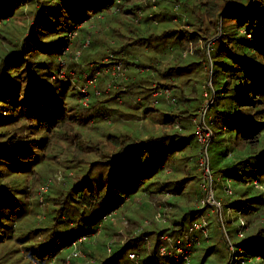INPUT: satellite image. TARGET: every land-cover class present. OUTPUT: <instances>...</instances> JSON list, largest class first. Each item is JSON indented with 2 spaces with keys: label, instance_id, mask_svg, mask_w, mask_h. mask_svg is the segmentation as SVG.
<instances>
[{
  "label": "trees",
  "instance_id": "1",
  "mask_svg": "<svg viewBox=\"0 0 264 264\" xmlns=\"http://www.w3.org/2000/svg\"><path fill=\"white\" fill-rule=\"evenodd\" d=\"M169 2L173 12L164 10L161 15H142L136 20V11L146 9L150 0H40L36 4L20 43L0 57V244L13 240L18 222L27 215L33 196L28 178L39 170L47 172L48 158L55 160L58 157L55 148L57 151L60 148L58 143L63 142L66 149H73L67 162H78L77 172L82 174L68 181L69 176L66 182H62L57 190L60 196L49 198L53 201H62L67 187V197L81 208L102 206L99 219L106 221L104 217L117 211L127 199L135 203L140 197H152L160 191H170L174 195L173 202H169L174 209L170 225L152 220L151 224L141 228L139 236L121 243L118 231L122 224L118 220L120 226L113 227L110 232L111 242L106 250L109 254L97 264H134L127 256L129 252L140 255V264H177L159 255L160 237L182 238L189 226L212 208L203 203L204 192L199 184L201 173L196 172L200 143L194 124L201 104L198 91L201 79L208 77V72L203 69L207 67V61L199 48L192 56L183 54L189 43L196 44L199 39L207 41L215 35L218 17L221 33L209 46L213 97L205 110L204 123H201L210 132L206 153L211 188L225 216L224 231L234 256L231 264H264V145L259 144L264 138V0H252L251 3L249 0ZM24 3L31 4L32 0H0V24L9 20ZM229 3L233 6L227 8ZM174 7L179 13L186 14L189 26L195 29L191 32L163 29L161 34L155 35L148 27L142 28L141 24L151 19L155 24L161 20L173 22L176 16ZM85 22L93 24L94 29L84 25ZM81 23L83 25L71 43L69 33ZM97 27L106 29L97 31ZM210 30L214 31L211 36L202 34ZM171 34L173 39L165 42ZM87 39L90 43L84 50L103 48L98 54L100 60L109 52L113 53L124 63L125 71L130 65L133 47L142 48V45L144 49L156 51V56L148 57L153 71L148 80L138 82L135 77L133 81L129 77L124 86L125 93L135 87L146 92L145 100L135 98L134 104H139L135 107L146 104L136 119L158 113L153 103V91L160 88L171 90L167 96L171 109L162 114L161 132L145 135L144 129L142 137L136 135L132 138L106 136L101 131L103 138L97 142L99 145L104 142L113 152L102 154L94 162L83 157L88 158L89 146L96 142L87 129L96 117L95 112L106 103L108 106L110 103L128 108L133 106L118 102L121 91H115L112 96L105 94L102 100L87 105H81L79 101V105L67 104L66 91L71 84L50 77L57 74L60 58L66 60L72 56ZM0 45H4L3 42ZM67 47L69 51L64 56ZM104 49H107L105 54ZM84 50L81 61L93 60L92 54H84ZM195 57H202L204 66ZM78 67L74 61H68L66 70L78 71ZM201 73L200 80L195 79L194 75ZM176 79L182 83L175 84ZM78 93L75 98L80 100L83 95ZM157 98L163 101L164 95ZM74 107H81L88 115L83 116ZM115 110L107 107V112ZM125 118L131 119L128 114ZM177 123L181 130L172 126ZM83 128L87 131L82 132ZM179 153H182L183 165L189 175L175 178L179 171L174 168V160ZM95 169L100 172L91 178L89 174ZM167 169L174 172L166 175ZM195 183L198 190L191 192ZM227 188L230 194H227ZM137 209L127 218L131 226L138 224L139 227L155 208L142 201ZM210 220L215 223V218ZM85 235L87 233L66 239L60 248L52 251L43 242L36 246L40 255H33L40 262L51 261L72 242L81 238L85 240ZM146 239L150 240V248ZM84 243L89 258L80 264H87L96 252L94 247L87 248L88 243ZM222 248L223 252H220L209 241H204L193 249L194 252L199 250V255L201 251L198 263H192L191 259L190 264H227L230 253L225 246ZM7 254L9 250L0 252V264ZM78 259H73L72 264ZM60 260L64 261L63 256Z\"/></svg>",
  "mask_w": 264,
  "mask_h": 264
},
{
  "label": "rangeland",
  "instance_id": "2",
  "mask_svg": "<svg viewBox=\"0 0 264 264\" xmlns=\"http://www.w3.org/2000/svg\"><path fill=\"white\" fill-rule=\"evenodd\" d=\"M143 0H136V2H141ZM148 3V7L146 9H138L136 11V18H140L142 15L144 17L152 16L153 14L160 13L163 14V11L170 12L173 10L171 9V4L169 0H158V3L151 2ZM252 0H249V3H251ZM40 0H32V3H24V5L15 11V13L10 16L9 20H6L3 24H0V43L3 42L4 45H0V57L2 58L5 53H8L9 50L13 49L16 44L20 43V39L24 33H26L27 26L29 25L34 7L36 4H38ZM248 3V4H249ZM174 12L176 14L173 22L170 20H161L159 21V24L156 21V24L154 22V19H151L150 21H144L141 26L143 29L145 27H148L152 33L161 34L162 31L169 29V30H184L186 32H191L192 29H195L194 26H189L187 22V16L185 13H179L178 9L176 7L173 8ZM101 18V17H98ZM154 24V25H153ZM84 25L93 28V24H89L88 22H85ZM221 22L220 19L217 17L216 19V29H215V35L213 37L207 38V41L203 39H199L196 44L189 43L187 52L185 57L192 56L194 51L199 48L201 49L202 53H204L207 61V67L204 66L203 59L195 57V60H198L203 64V69L206 70L207 76L206 78L201 79V86L199 88V94L201 96V104L199 108V115L196 116L194 119V124L196 126L197 135L199 132H202L201 123H204V114L205 110L209 107L210 103L212 102V85L210 81V69H211V62L209 57V46H211L212 42L217 39L220 36L221 33ZM106 27H97V31H103ZM164 29V30H163ZM213 30L207 31L206 33L203 31L202 34L204 36L209 37L213 33ZM173 34L169 35L168 38H165V42H168L169 40H172L173 37H171ZM76 36V35H75ZM4 39V41H3ZM88 40V39H87ZM86 41V40H85ZM84 41V42H85ZM113 42V40H111ZM90 43V41H89ZM84 44V43H83ZM3 48L1 49V47ZM83 46V45H82ZM136 48L133 47L131 50L133 51L132 57H130V65L128 66L127 70L124 72L126 78L125 79H115L113 76H111L110 73L105 74L103 71H100V73L96 76V79L93 84L86 85L87 90L85 95L82 99L78 100V98H75L79 95L78 91H76L74 88L69 87L66 91V101L67 104L72 106V104L82 105V102L91 103L94 101L102 100L104 95L107 94L108 96L114 95L115 91H121V95L118 97V102L124 101L125 103L131 104L133 107H121L118 103H110L108 106V103L104 107L101 108V110H97L95 112L96 117L94 118L93 123L88 124V130L90 132V135L95 137L96 142H91L92 145H90L91 151L89 154H87V157H83L85 160L90 159V162H94L95 160L99 159L102 154L109 152L112 153L113 151H110L108 149V146H105L104 142H101L102 144L99 145V142L101 138V131L105 133V135H112L116 137H123V136H129L134 138L136 135L143 136L142 132L145 129V135L149 134H158L161 132V121L163 120V115L165 113H169V110L171 107L168 104V97L164 96V100L157 98L158 96H153V101H157L155 104V108L157 109L158 113L152 114L151 116L145 117L143 119H136V116H140L143 113L142 106H145L144 103L139 108L135 107L139 104L135 103V98L138 97V100L144 99V95L146 92H141L139 90V87H135L132 90L128 92H124V86L129 82V77L137 79L138 82L146 81L148 80V77L152 74V69L149 66V58L153 57L156 53L151 48ZM145 47V46H144ZM103 48H88V49H81L80 56L75 60V63L79 66V70L76 72V85L77 88L82 87L85 84V80L82 76H80V71L82 69H86L88 73L90 74L94 69L100 68V55H98ZM84 50V54H92L90 61L82 62L81 56L82 52ZM4 51V52H3ZM107 49H104V54L106 53ZM111 53V52H110ZM113 54V53H112ZM73 56V55H72ZM70 56V57H72ZM112 58L103 57L101 60L106 61V58L108 60H115V62H120L123 66V69L125 70L124 63L118 59H116L115 55H112ZM156 56V55H155ZM70 57L66 58L69 59ZM206 63V62H205ZM59 71V70H58ZM69 71H63L64 73L60 72L57 75L52 76L51 80H57V79H67L69 80V83L71 84L70 78L68 77ZM201 74L194 75L195 79L200 80L202 77ZM67 76V77H66ZM70 76V75H69ZM80 76V78H78ZM105 76H108V79H105ZM169 81V80H168ZM182 82L181 80H175V84L180 85ZM146 87L145 85L143 88ZM155 87V85H152V88ZM184 87V86H183ZM185 88V87H184ZM189 88V87H188ZM209 89V90H208ZM169 94L171 93V90L169 88ZM187 91V90H186ZM104 92V93H101ZM55 95H57L54 92ZM103 94V95H102ZM199 96V97H200ZM79 101V102H78ZM190 104V103H189ZM87 105V104H86ZM175 106V105H174ZM69 107V106H68ZM107 107L111 109H116L113 112H107ZM75 110L78 112H82L81 114L84 116L88 115L85 111L81 109V107H74ZM96 109L97 105L95 106ZM81 109V110H80ZM120 111V112H119ZM109 116H105L107 114ZM121 113L128 114V116L131 117V119L125 118V115L122 116ZM163 114V115H162ZM133 117H132V116ZM162 119V120H161ZM178 124V123H177ZM176 125V124H175ZM175 129L181 130L179 127H175L174 124L172 125ZM201 126V127H200ZM92 128V129H90ZM86 128H83L81 131L86 132ZM98 129L99 133L95 130ZM201 136H203L202 133H200ZM98 143V147L96 144ZM74 145L75 142H72ZM261 146L264 145V138L261 139V142H259ZM57 145V144H56ZM60 148L54 153H58V157L53 160L48 158L47 163V172L43 173L40 170L34 174L31 175L29 180V186L32 187L31 193L33 196L30 200V206L27 209V215L21 219L16 227L14 238L11 241H8L4 244H0V252L5 253L9 250V254H7L5 257H3V264H63V261L59 260L61 256H63V259L65 256L70 252L71 247L65 248L62 252H59L57 257L52 259L51 261H38L33 253L35 255H40L39 248H36L38 244H42L43 242L46 243L47 247L52 251V249H58L62 246V242H64L66 239H70L73 236L80 235L82 233H87V236L85 240H82L80 244H78V249L81 252V257H79L78 260H75L73 264H80L81 262L85 263V259L89 258L84 250V242H86L87 248L88 246L94 247V250L96 251L95 254L92 256L91 259L87 260V264H97L101 259L108 256L107 247L110 245V238L111 236V229L114 227V229L117 226H120V223L117 222L118 220L121 221L122 227L119 229L118 234L121 243L127 242V240L139 236V232L141 231L142 227L148 226L152 222V218L155 215L156 212L160 211L164 213V221L157 222L160 224H169L173 217V211L174 209L170 205L169 202L171 201L174 195L170 193V191H160L157 192L152 197H143L139 198L135 201V203L132 201L130 202L129 199L126 200V202L116 211V213L113 215V220L110 221V219H107L106 221H102L99 219L103 209L102 206H94L93 208H81L78 204L73 203L70 198L67 197V187L63 192L64 197L62 201H53L49 198H56L60 196V193H58V188H60L62 182H66L71 179H75L76 177H79L82 172H77V169L79 167V163L74 162H67V157L72 153L73 149H66V144L63 142L58 143ZM200 151L201 152V145H200ZM76 152V151H75ZM183 153V152H182ZM182 153H179L176 155V159L174 160V164L176 167H174L176 170L179 171V174L175 176V178H180L184 176H188V170H186V166L183 165L182 160ZM199 159V158H198ZM49 166L53 167L51 169ZM67 167H69L67 169ZM185 168V171H184ZM210 171V170H209ZM100 172V169H95L93 173L89 174L91 178H94V175ZM174 171L171 169L166 170V175L172 174ZM196 172L201 173V181L200 187L203 188V178L204 175L201 170V166H199L198 161V167ZM211 175V174H210ZM212 179V177H211ZM196 181V180H195ZM198 184V186H199ZM192 185V184H191ZM46 187V189H45ZM198 190L196 187V183L194 186L192 185L191 192L193 190ZM195 195V194H194ZM192 196V194H191ZM66 197V198H65ZM147 202L150 206L155 208V211L152 215L149 217H146L143 221V225L137 226H131L130 222L128 221V217L132 216L133 211L138 210L139 206L141 205V202ZM130 203V204H129ZM198 207V205H196ZM140 210V209H139ZM143 208L141 209V211ZM148 215V214H147ZM211 217L215 218V223L213 220H210ZM206 220V222H209V226L206 225V228L204 231H199L197 233V237L200 240V244H202L204 241H209V244H212L217 248L220 252H223L222 246H225L226 251L230 253L228 254L229 257H227V261L229 264L233 262V254H232V245L229 243V238L227 237L226 232L224 231V225H225V216L219 208L217 211L216 209H207L204 213V216L202 217ZM112 222H117L113 223ZM147 222V224H146ZM151 222V223H150ZM245 224V222H243ZM130 230V231H129ZM114 231V230H113ZM129 231V232H128ZM89 233V234H88ZM238 237H240L238 235ZM23 242V243H22ZM145 242H147V247L150 248V240L146 239ZM193 245L190 254V261L192 259V263H198V260L201 255H199V250L193 251L195 246ZM32 247V248H29ZM195 250V249H194ZM201 250V249H200ZM137 253V252H136ZM59 255H61L59 257ZM193 255V256H192ZM129 258V257H128ZM191 263V262H190ZM227 263V264H228ZM135 264V263H134Z\"/></svg>",
  "mask_w": 264,
  "mask_h": 264
},
{
  "label": "built area",
  "instance_id": "3",
  "mask_svg": "<svg viewBox=\"0 0 264 264\" xmlns=\"http://www.w3.org/2000/svg\"><path fill=\"white\" fill-rule=\"evenodd\" d=\"M151 2H155V0H152ZM84 24V23H83ZM82 23L79 25H76L74 30L71 31L69 33V41L72 43V39L75 37L78 29L83 25ZM89 45V40H86L83 44V46L80 49H77L73 56L70 57L69 59H64L63 57L60 58L59 60V71L57 72L58 74L60 72L64 73L63 71H67L66 67L68 65V61H74L80 56L81 52L80 50L87 47ZM69 51V47L65 48V50L63 51V55L65 56L67 54V52ZM187 52V51H185ZM186 53H184L183 55H185ZM113 54L112 53H108V55L106 57L108 58H112ZM108 58H106V61L100 60V68L98 69H94L90 74L88 73V71L86 69H82L80 71V76L83 77V79L85 80V84L80 87L77 88L76 85V72L77 70H74L73 68L70 69V73L68 75V77L70 78L71 81V86L72 88H74L75 90L79 91L83 96L86 93L87 87L91 84L94 83L96 76L100 73V71H103L105 74L110 73L111 76H113V78L115 79H125V70L123 69V66L120 62H115V60H108ZM69 71V70H68ZM57 75V74H56ZM80 76H78V78H80ZM67 77V76H66ZM63 81H68L67 79H62ZM88 85V86H86ZM160 95H164V96H168L169 95V90H162L157 89L155 90V92L153 93V96H160ZM157 100H155L153 103H156ZM174 99L171 98V102H173ZM83 105H86V102H82ZM203 126V125H201ZM200 126V127H201ZM175 127H178V124L175 125ZM202 132L198 133V140L199 143L201 145V152H200V157H199V166H201V170L202 173L204 175V182H203V192H204V199H203V203L206 205H210L212 206V209H216L217 211L220 208V204L219 202H217L214 197H213V192H212V188H211V175H210V171H209V166H208V159H207V153H206V147L210 138V132L209 130L204 126L201 127ZM200 133L203 134V136L200 135ZM46 189V187H45ZM227 194H230L231 191L227 188L226 189ZM116 213V211L112 212L111 214L107 215L104 217V219H110L113 220V215ZM164 213L163 212H156L155 215L153 216L152 220H154L155 222H161L164 221ZM147 224V222H146ZM207 222L204 218H200L197 221H194L188 228L187 232L184 234V236L180 239H172L171 237H169L168 235H163L160 237L161 243L159 245L158 248V253L160 256H164L167 257L168 259L173 260L174 262H176L177 264H190V254L192 252L191 248L193 245H198L200 243L199 238L197 237V233H199V231H204L206 228ZM83 240V238L72 242L67 248L71 247L70 252L65 256L63 264H72V260L75 258H79L81 257V252L78 249V244H80V242ZM66 248V249H67ZM110 249L108 248V251ZM63 251V249L61 250V252ZM127 256L129 257V259L131 261H133L135 264H140L139 262V258L140 255L138 253L135 252H129L127 254Z\"/></svg>",
  "mask_w": 264,
  "mask_h": 264
},
{
  "label": "water",
  "instance_id": "4",
  "mask_svg": "<svg viewBox=\"0 0 264 264\" xmlns=\"http://www.w3.org/2000/svg\"><path fill=\"white\" fill-rule=\"evenodd\" d=\"M231 6H233V3H229V4L227 5V8H230Z\"/></svg>",
  "mask_w": 264,
  "mask_h": 264
}]
</instances>
